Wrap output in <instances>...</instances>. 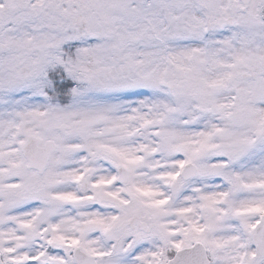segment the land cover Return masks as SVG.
Listing matches in <instances>:
<instances>
[{
	"label": "snow or ice",
	"instance_id": "snow-or-ice-1",
	"mask_svg": "<svg viewBox=\"0 0 264 264\" xmlns=\"http://www.w3.org/2000/svg\"><path fill=\"white\" fill-rule=\"evenodd\" d=\"M0 264H264V0H0Z\"/></svg>",
	"mask_w": 264,
	"mask_h": 264
}]
</instances>
